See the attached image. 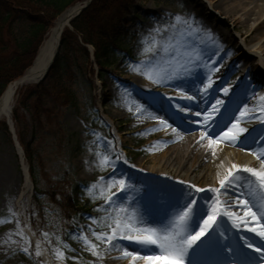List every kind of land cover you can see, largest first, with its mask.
<instances>
[{
    "label": "rangeland",
    "instance_id": "1",
    "mask_svg": "<svg viewBox=\"0 0 264 264\" xmlns=\"http://www.w3.org/2000/svg\"><path fill=\"white\" fill-rule=\"evenodd\" d=\"M84 1H78L75 5ZM240 1H246L245 4L248 2L228 0L227 5ZM221 3L222 7H226V0ZM258 5H264V0H259ZM197 8L203 11L216 27L214 32L202 31L200 35L206 38L207 34H210L213 44L223 39V43L213 49L211 54V60L216 62L213 67H218L219 70L213 73V87L209 89V97L222 95V98L228 101L229 97L233 100H243L245 89L251 88H256L259 94H264V69L259 66L255 55L246 56L239 49L241 45H246L264 51V36L252 43L243 41L241 36L245 31L236 28L231 17H226L225 10L214 9L211 0H136L132 12L137 18L127 27L131 39L125 45V51L119 54L117 63L98 78L99 69L92 60L93 48L87 46L89 60L78 54L70 57V69L61 79L50 83L48 96H42L40 104L35 103L36 96L28 99L36 84L21 86L13 83L14 86H19L14 95L12 116L17 141L18 135L26 138V141H31L32 133L35 134L31 147L34 151V176H31L28 170L32 186L24 215L29 219L31 230L37 239L47 248L52 264L63 261L66 264H111L112 261L144 264L143 260L132 261L131 257H123V252L130 251L134 242L121 241V244H127L129 247L109 250L106 244L98 241L93 235V231L97 234L110 233L107 227L110 221L104 219L107 213L97 209L104 205L105 198L100 195L101 187H107L100 177H107L112 169L101 168L99 162L105 154H111L112 159L116 158V154L120 155L117 168L126 174L125 179L132 189L125 198L130 209L135 208V200H149L144 194L146 186L155 187L159 184L182 187L179 183L174 184L168 179L163 180L147 174L155 169L153 156L164 153L166 148L178 142L179 137L172 133L171 129L167 132L159 130L158 119L141 115L137 112L136 105L146 109L153 116L168 120L176 127L181 118L190 117L191 112H179L175 105H184L187 102L183 101L172 87L152 84L143 75L132 71L129 64L130 61L139 62L151 57V53L148 57L140 54L143 48L140 41L157 24L164 26L171 22L166 14L195 18ZM250 22L253 27L254 23ZM25 27L26 24L22 23L19 30L23 33ZM65 30L73 31L70 23ZM262 31L264 32V25ZM229 38L231 42L226 41ZM207 42L208 40L206 44ZM224 88L229 89L227 96L224 95ZM126 91L132 95L126 97ZM65 92L73 94L70 101L64 97ZM200 102L202 100L193 101L192 104ZM170 117L172 119H169ZM241 127L253 129L257 128V123H241ZM153 128L157 130L153 131ZM190 133L192 130L182 134ZM108 141H112L111 146ZM197 154L195 153V156ZM124 159L128 161L127 164L123 163ZM24 163L29 168L25 154ZM200 169L201 167H198L193 173H198ZM217 180L216 175L210 181V187H213ZM93 184L95 188L93 193L89 194L86 188ZM23 187V171L13 137L7 123L1 120L0 264H44L42 258L36 255L34 242L24 232V223L14 205V200L22 193ZM67 196L80 209L75 216L65 214L61 207ZM137 208L148 220L149 225H154L165 215L163 209ZM94 219L96 223H93ZM18 230H22L24 238L29 241L27 246L30 254L26 255L20 251L24 240L16 235ZM80 236L96 244L101 256H93L79 239ZM57 250L62 252L63 256L58 257ZM155 254L160 256L157 264H169L164 253Z\"/></svg>",
    "mask_w": 264,
    "mask_h": 264
},
{
    "label": "snow or ice",
    "instance_id": "2",
    "mask_svg": "<svg viewBox=\"0 0 264 264\" xmlns=\"http://www.w3.org/2000/svg\"><path fill=\"white\" fill-rule=\"evenodd\" d=\"M166 15L171 22L164 26L157 24L140 41L143 45L140 54L148 57L151 53V57L139 62L130 61L129 67L154 85H167L175 89L179 97L187 102L184 105L177 103L175 107L179 112H191L192 115L182 117L173 127L168 120L153 116L139 105H136L137 112L158 119L159 130L167 132L171 129L177 137L191 131L194 123H199L203 128L200 139H208L210 150L212 145L227 142L255 156L259 167L233 163L219 177V187L202 188L190 182L184 186L185 181H179L180 188L171 185L146 186L145 196L153 202L158 201L165 212L162 220L149 225L138 208L130 209L126 203L125 198L132 189L125 179L126 174L117 168L120 155L116 154V158L112 159L111 154H105L99 162L100 167H110L112 171L107 177H100L107 187H101L104 205L97 210L107 213L104 219L110 221L107 223L110 233L97 234L93 231V235L109 250L129 247L121 244V241L134 242L130 251L123 252V257H131L132 261L143 260L144 264H157L160 260V256L155 254L157 250L167 256L169 264H264V94L251 88L245 89L243 100L229 97L226 102L215 98L212 103L211 98L206 99L209 89L213 87V73L219 70L213 67L216 62L211 60V52L206 44V40L210 41L212 37L210 34L206 38L200 35L202 29L194 17ZM223 92L227 96L229 89L224 88ZM131 95L126 91V97ZM197 100L210 104V108L199 103L193 105L192 102ZM201 116L202 121L194 119ZM253 121L257 123V128L240 126L241 123ZM108 145L111 146L112 141H108ZM212 155L216 156L215 150H212ZM123 163L127 164L128 161L124 159ZM94 188L95 184L86 190L92 194ZM195 194L205 195L194 198ZM234 208L243 211V216L238 215ZM218 218L220 224H224L226 218L231 222V229L236 231H231L227 226L221 228ZM96 222L94 219L93 223ZM241 226L254 236L241 235ZM141 233L147 235L142 236ZM16 235L24 240L20 251L30 254L29 241L24 238L23 231L18 230ZM79 239L93 256H101L96 244L84 236ZM36 249V255L40 256L39 242ZM248 249L255 255L250 256ZM56 255L61 257L63 253L57 250Z\"/></svg>",
    "mask_w": 264,
    "mask_h": 264
},
{
    "label": "trees",
    "instance_id": "3",
    "mask_svg": "<svg viewBox=\"0 0 264 264\" xmlns=\"http://www.w3.org/2000/svg\"><path fill=\"white\" fill-rule=\"evenodd\" d=\"M78 1L84 0H0V95L32 64L56 18ZM135 1L93 0L71 22L73 31L65 30L62 34L51 69L44 80L31 90L28 99L36 96L35 103L40 104L42 96H48L50 83L61 79L70 69L68 61L74 54L88 61L85 46L93 48L94 63L99 69L98 78L107 73L117 63L119 54L125 51V45L131 39L127 27L137 18L132 12ZM22 23L26 24L23 33L19 30ZM63 95L69 101L73 98L71 92ZM34 135L32 133L33 138ZM33 138L26 141V138L18 135L31 176H34ZM61 207L70 217L80 211L69 196Z\"/></svg>",
    "mask_w": 264,
    "mask_h": 264
},
{
    "label": "bare ground",
    "instance_id": "4",
    "mask_svg": "<svg viewBox=\"0 0 264 264\" xmlns=\"http://www.w3.org/2000/svg\"><path fill=\"white\" fill-rule=\"evenodd\" d=\"M221 2L222 0H211L212 7L214 9L225 10L226 17H231L232 23L236 25V28L238 30L245 31V34L241 36L243 38V41L252 43L254 40H260L264 36V32L262 31V27L264 25V5L259 6V0H248L247 4H245L246 1H240L239 3L233 5H227L228 0H226V7H222L223 4ZM77 9L78 7L76 6L74 8L66 10L58 17L55 25L51 28L46 40L38 51L33 66L29 70V74L35 77L34 79H38V77H40L39 74L44 72L49 66L56 52L61 33L68 25L69 20ZM197 10L198 11L195 14L196 24L202 29L204 33H206L207 31L208 33L214 32L216 27L210 22V20H208L203 11H201L199 8H197ZM239 14L241 15L238 17ZM250 21L254 23L253 27ZM220 37L221 36H219V38ZM226 41L231 42L230 38L228 40L226 39ZM220 43H223V39H219V42L216 44H213L211 40L207 42V47L211 54L213 49L220 46ZM239 49L243 51V54H245L246 56L255 55L256 61H258L259 66L264 69V51H262L261 48L255 49L254 46L247 47L246 45H241ZM27 83L26 85H28ZM34 83L35 82H32L30 84ZM18 87L19 86H14L13 83L9 84L0 100V121H5L13 129V100ZM208 98H211L212 103L215 102V98L223 99L222 95H213ZM225 101L228 102V100ZM199 104L206 108H210L211 106L210 104H204V101L200 102ZM191 115L192 114L190 113L189 116ZM215 118L217 117H214V119ZM198 119L202 121L203 117L201 116ZM230 126L231 125H229V127ZM192 128V133H190L189 135L182 134L179 137L178 142L174 143L170 148H166L164 153L156 154L153 156L152 159L155 164L153 167H155V169L148 172V175L163 180L168 179L174 184L179 183V181H185V185L190 182L197 187L209 188L211 186L210 181H212V178L217 175L219 179V177L224 174L233 163L239 166H250L257 168L259 167V161L256 160L255 156L250 155L247 151L242 150L241 147L231 146L227 142H221L212 145V150H215L216 152V156L214 157L212 155V150H210L208 147V139H200L201 132L203 131V128L200 126V124L194 123L192 125ZM17 149L18 153L21 155L20 148ZM195 153H198L197 156H195ZM221 163L223 164V167H221ZM198 167H201V169L198 171V173L194 174L193 172ZM22 171L24 177V187L22 193L15 198L14 205L18 210L19 217L22 218V221L24 223V232L34 242L35 250H37L36 245L37 242H39L41 251L40 257L42 258L44 264H52L50 256L47 252V248L42 244V242L37 239L35 233L33 232V230H31L29 219L24 215L25 209L29 204V195L31 191V180L28 176L26 165L24 162L22 163ZM252 179L253 181L255 180V178ZM156 186L160 185L158 184ZM213 187H219L218 180ZM259 194L260 193L258 192L257 196H259ZM204 195L205 194H195L194 198H202ZM134 203L136 204L135 208L150 207L152 209L162 210L158 201L153 202V200L150 199L147 201L145 199H138L135 200ZM233 210L238 211V209L235 208ZM238 215L243 216V211H238ZM248 219L250 220V218ZM218 224H220V219L218 221ZM222 226L231 228V222L227 221L225 218V223L220 224L221 228H223ZM232 231L235 232L236 230L232 229ZM240 234L248 237L253 236L252 233H247L243 229V226H241ZM158 252L160 251L157 250L156 253ZM247 252L252 253L251 250H247ZM56 264L66 263L63 261ZM111 264L124 263L122 261H112Z\"/></svg>",
    "mask_w": 264,
    "mask_h": 264
},
{
    "label": "water",
    "instance_id": "5",
    "mask_svg": "<svg viewBox=\"0 0 264 264\" xmlns=\"http://www.w3.org/2000/svg\"><path fill=\"white\" fill-rule=\"evenodd\" d=\"M92 2V0H87L86 2H84L83 3V5H81L80 7H78V9H77V13H76V15L73 17V18H75L78 14H80V12L82 11V10H84V9H86L88 6H89V4ZM73 18H71L70 19V21L73 19ZM37 77V76H36ZM35 77H33V76H31L29 73H28V71L16 82L17 84H24V83H26V82H31V81H33V80H35L34 79ZM40 80V79H39ZM10 132H11V134H12V136H13V140H14V143H15V147H16V149L17 148H20V152H21V156L23 157V151H22V149H21V147L19 146V143H18V141H17V138H16V136H15V133H14V129L12 128V127H10ZM18 146V147H17ZM18 150V149H17ZM20 155V154H19ZM23 160V159H22Z\"/></svg>",
    "mask_w": 264,
    "mask_h": 264
}]
</instances>
